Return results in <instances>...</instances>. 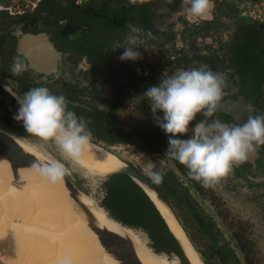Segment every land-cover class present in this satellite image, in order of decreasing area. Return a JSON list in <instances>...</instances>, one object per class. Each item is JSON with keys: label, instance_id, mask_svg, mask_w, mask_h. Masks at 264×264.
I'll use <instances>...</instances> for the list:
<instances>
[{"label": "flooded vegetation", "instance_id": "flooded-vegetation-1", "mask_svg": "<svg viewBox=\"0 0 264 264\" xmlns=\"http://www.w3.org/2000/svg\"><path fill=\"white\" fill-rule=\"evenodd\" d=\"M8 27L9 30L6 32L15 41V55L11 58V64L13 58L19 56L27 65L26 57L17 52V42L24 34L46 32L54 48L60 54L57 60V69L49 75L34 72L27 67V71L19 76L22 80L6 78L22 95L35 87H46L56 95H64L67 101V110L74 112L77 117H84L88 121L87 127L92 133L90 141L106 148L115 155L116 153L110 147L132 145L133 161L130 164L138 168L150 180L151 178L146 172L149 163L152 164V171L162 172V182L154 183L151 181L168 201L207 264H220L218 259L214 258L217 255L211 254V249L207 246L206 240H201L203 243L201 249L197 245L198 235H203L206 238L205 230L209 224L211 229L217 235H221L227 242V252H230L231 256L232 254L235 255L239 261L238 263L241 264L235 247L218 226L214 214L222 220L235 243L240 247L246 264H258L254 259L256 254L255 244L248 237L247 225L254 224L255 221L264 234V145L249 153L245 162L234 165L228 176L221 179L219 183L206 187L202 182L189 177L188 169L178 161L171 159L166 153L168 148L167 136L155 122L148 99L145 96H139L138 89L140 85L137 74L133 76V82H130L129 85L127 83L122 84V78H117L114 82L112 79L106 81V78L112 77L109 73L108 75L103 73L99 76L100 79L94 80L97 75L90 73L91 64L85 56L82 55L78 62H73V57L69 56L70 52L64 45L65 42H72L84 36L85 30L88 29L85 22H76L72 29L67 31L66 41L62 40L53 29L52 31H44L41 25L37 27L41 30L36 32L23 31L20 23L11 24ZM1 35L7 38L6 33L0 30ZM218 73H222L226 77L227 87L224 88L216 113L208 118L209 123L219 119L229 126L240 125L247 121L249 115L256 116L264 113V83L258 90L249 84L248 79L244 80L242 76L233 73L231 68L218 69ZM129 86L130 88H128ZM128 102L131 103V111L134 113V117L132 116L130 122L125 120L126 118L123 115L124 107ZM5 104L8 105L9 118H5V113L2 114V117L0 116V125L3 129L23 140L31 137L25 132L22 122L14 119L19 107L17 101L13 97L8 98L6 96ZM139 109L145 112V122H140L136 117ZM157 115L162 116V113L157 112ZM201 119L203 117L198 115L193 124ZM191 134V131H189L187 136H191ZM122 161L124 162V160ZM114 175L116 174L104 177L103 182ZM174 192H178L180 198L167 197L168 194ZM224 198L230 199L232 205L229 206V209L239 211V207L242 209V213H231L232 215L229 216L227 208L224 207ZM247 208H251L250 211L255 213L254 221L243 217ZM251 217L253 218V216ZM192 223L195 225V229L190 227ZM198 224L202 225L203 228H197L196 225ZM132 229L135 230V228ZM161 254L169 257L165 252ZM173 256L177 257L174 254L171 257Z\"/></svg>", "mask_w": 264, "mask_h": 264}, {"label": "trees", "instance_id": "trees-1", "mask_svg": "<svg viewBox=\"0 0 264 264\" xmlns=\"http://www.w3.org/2000/svg\"><path fill=\"white\" fill-rule=\"evenodd\" d=\"M239 3L240 0H213L212 19L196 24H188L185 18L178 16L182 26L179 32L174 30L173 22L161 25L159 19L169 17L186 6L183 0H171L170 3L168 0H146L144 3L135 4L129 0H38L32 9L17 14L11 15L7 10L1 9L0 30L6 33L8 39L4 35L0 36V75L12 80H22L19 76L11 75L10 71V61L15 55V41L6 31L11 24L20 23L23 31L33 32L41 30L37 29L38 25H41L44 31L53 29L66 41L67 31L72 29L76 22L83 21L88 25L84 36L72 42H65L64 45L70 52L69 56L73 57V62H78L83 55L91 64L90 73L103 66L112 76L106 78V81L112 79L114 82L115 77L122 78L124 85L133 82L132 78L137 74L140 97H144L143 93L148 87L158 84L163 78L156 75L154 67L150 66L142 45L135 50L140 53L138 59H120L125 50L124 46L131 45L127 37L133 34L137 39H142L144 44L153 46L160 55L166 51L170 52L169 56L174 55L173 60L162 62L165 65H171L173 62L176 65H186L197 58L205 68L213 72H218L221 68H231L233 73L242 76L244 80L248 79L249 84L259 90L264 83V21L243 14L245 8H239ZM225 16L233 19V30L228 38L221 42L219 48L211 50L210 44L196 47V36L205 37L224 28L222 17ZM177 34L187 44L186 49L175 46ZM200 49L204 52L200 53ZM6 96L11 98L9 93L0 87V116L5 113V118H9L8 105L5 104ZM102 185L105 194L100 202L112 216L128 227L146 232L151 241L150 246L155 252H165L169 258L174 254L181 264H188L153 202L137 183L125 173H116ZM168 196L180 198L178 192ZM196 226L203 228L200 224ZM205 233L206 244L210 247L211 254L217 255L214 258H217L220 264H239L236 256L227 252V242L211 229L210 224L206 226ZM190 239L195 245L193 239ZM195 247L197 248L196 245Z\"/></svg>", "mask_w": 264, "mask_h": 264}, {"label": "clouds", "instance_id": "clouds-1", "mask_svg": "<svg viewBox=\"0 0 264 264\" xmlns=\"http://www.w3.org/2000/svg\"><path fill=\"white\" fill-rule=\"evenodd\" d=\"M183 3L193 20L205 18L214 7L213 0H183ZM132 45L135 44L124 46L121 60L140 57ZM10 71L11 75L20 76L27 71V65L19 56L14 57ZM225 87L224 74L193 68L161 79L143 93L155 122L167 136L166 153L188 169L189 177L206 187L219 183L234 165L245 162L249 153L264 145V113L249 115L240 125L229 126L219 119L208 122L218 109ZM18 104L14 119L22 122L25 132L42 143L53 142L64 159H77L90 143L88 121L67 110L64 95H56L46 87H35L24 93ZM198 115L203 119L193 124ZM189 131L191 136H187ZM34 166L53 182L66 171L59 160L39 161ZM146 172L154 183L162 182L163 173L152 171L151 163Z\"/></svg>", "mask_w": 264, "mask_h": 264}, {"label": "bare ground", "instance_id": "bare-ground-1", "mask_svg": "<svg viewBox=\"0 0 264 264\" xmlns=\"http://www.w3.org/2000/svg\"><path fill=\"white\" fill-rule=\"evenodd\" d=\"M18 141H21L20 138ZM20 144L36 154L26 144ZM71 160L85 172L99 175L124 165L115 154L93 142L85 147L77 159ZM23 178L28 184L16 190L8 184L11 179L8 167L0 165V241L4 233L11 230V234L23 239L22 247L26 246L33 251L36 259L42 262L36 264H116L102 251L95 234L86 228L85 222L67 205L66 190L60 185L59 179L53 182L37 170L24 173ZM148 193L172 232L184 245L191 263L203 264L199 253L170 210L156 199L152 191L148 190ZM83 199L92 209L99 224L133 240L144 264H181L177 257L168 258L165 254L153 253L146 240L143 241L134 229L121 227L107 218L96 207L92 198ZM14 218H19L22 222L13 223L11 219ZM21 257L25 259L24 256Z\"/></svg>", "mask_w": 264, "mask_h": 264}, {"label": "water", "instance_id": "water-1", "mask_svg": "<svg viewBox=\"0 0 264 264\" xmlns=\"http://www.w3.org/2000/svg\"><path fill=\"white\" fill-rule=\"evenodd\" d=\"M76 25L78 26L79 24L77 23ZM17 52L26 57L27 67L34 72L49 75L51 72L57 69V60L59 59L60 54L54 48L46 32H40L37 34H24L23 36H21L17 42ZM0 87L7 93H9L10 96L17 101V103L23 97L18 89L2 75H0ZM18 138L20 137L0 127V165H2L3 167H8V170L11 172V179L9 180L8 184L16 190H20L28 184V182L23 178V174L36 170L34 166L36 162L49 161L27 150L24 146H22V144H20ZM175 170L177 171V169ZM116 173H125L143 189L149 199L153 202L169 233L175 239L188 264H192L190 259L188 258L184 245L172 232L168 223L156 206L154 200L148 193V190L152 191L155 194L156 199L161 201L170 210L176 221L183 228L174 211L170 207V204L164 198L156 185L145 174L139 171L138 168L130 163H126L125 161L124 165L117 170L107 172L105 174L94 175L108 177ZM59 180L61 182L60 185L66 190L67 205L80 220H83L85 222L86 228L95 234L102 251L108 257L112 258L116 262V264H144L137 253V249L133 240L130 237L125 236L124 234L113 231L106 226L99 224L94 213L92 212V209L84 201L83 197L92 198L95 202L96 207L101 209L105 216L110 220L116 222L121 227H128L127 225L123 224L121 221L112 216L99 200L94 199L91 195L87 194L68 174L67 170ZM60 191L62 192V190ZM213 216L220 229L224 232L225 236L232 242L233 246L235 247L237 256L241 264H246L241 249L238 244L235 243L234 239L231 236V233L228 231L222 220L216 214H214ZM11 221L13 223L22 222V220H20L19 218L11 219ZM26 226H28V224H26ZM183 230L185 231L184 228ZM10 232L11 230H8V232L4 233V236H2L0 241V264L42 263L41 261L36 259L35 255H33V251H30L26 246L22 247L24 242L21 237L15 236ZM186 235L188 236L189 241L191 242L194 249L200 255V252L193 244L189 235L187 233ZM4 237L8 238L5 240L3 239ZM147 246L152 250L153 253H157L148 244ZM2 251H4L5 253H3ZM21 256H24L25 259H23ZM200 258L202 260V263L206 264L201 255Z\"/></svg>", "mask_w": 264, "mask_h": 264}, {"label": "rangeland", "instance_id": "rangeland-1", "mask_svg": "<svg viewBox=\"0 0 264 264\" xmlns=\"http://www.w3.org/2000/svg\"><path fill=\"white\" fill-rule=\"evenodd\" d=\"M37 1L38 0H0V10L5 9L7 10L8 14H13V13L17 14V13H21L23 10L32 9L36 5ZM80 1L81 0H76V2H80ZM239 8H245L243 9L244 10L243 14H249V16H251L253 19L264 21V0H240ZM185 9L186 6H183L178 12L172 13L171 16L161 17L159 19V23L161 25H167L170 22H173L174 30L176 32H179L182 26L178 21V16L185 18L188 24L190 23L196 24L202 20L212 19L213 17L211 10V12L205 18L193 20L191 17L187 15ZM158 10L161 11L162 9H158ZM222 21L225 22L224 28L216 32H213L212 34L207 35L205 37L196 36L194 41L195 46L201 48L204 44H210L211 50H217L221 45V42L225 41L233 30L232 18L225 16L222 17ZM127 38L129 39V42H131V44H135L131 46L134 50H137V48L140 45L143 46L142 48L143 52L146 55L147 60L150 61V66L154 67L156 71V75H158L160 78L163 79L167 78L169 76L178 73L181 70L204 68V65L199 64L200 62L198 61L197 58L192 59V61L186 65L184 63L176 65V63L174 62L171 65H165L162 62H164L165 60L174 59V55L169 56L170 52L166 51L163 55H160L153 46L144 44L142 39H137V36L135 34L129 35ZM175 46L178 48L183 47L184 49H186L187 47V44L182 41V38L179 36V34L176 35ZM203 52L204 50L200 49V53ZM156 56H158V58ZM158 62H160V64H157ZM135 64L138 65L137 62H135ZM94 71H95L94 73L97 75L96 80L100 79L99 76L102 75L103 73L107 75L109 73L106 70V68L103 66L96 68ZM114 79L117 78L115 77ZM123 115L126 118L125 120H127L128 122L131 121L132 116L134 117V113L133 111H131L130 102H128L125 105L123 110ZM136 117L140 122L146 121L145 112L142 109H139L138 114H136ZM25 139L26 140L20 138L21 140L20 142L26 144L30 149H32L37 154V156L40 155L42 158L47 159L49 161L59 160L64 165V168L67 170L68 174L74 179V181L94 199L99 200L104 195L105 191H104V187L102 186L103 184L102 179L104 178L103 176L94 175L96 173H92V174L87 173L84 171V169L76 166L71 159H64L61 156L57 146L53 142L42 143L39 140V138L33 136ZM110 148L114 153H116L118 157H120L126 163H131L133 161L132 145H127V146L120 145L119 147H110ZM229 200L224 198V202H223L224 207L227 208L228 215L231 216L232 215L231 213L234 214H237L238 212L242 213V209H240L239 207H238L239 211L237 209H232V208L229 209V206L232 205ZM250 209L251 208L246 209L245 213L243 214V217L250 218L254 221L255 213H252ZM251 216H253V218ZM190 223H191V219H190ZM190 227H192V229L196 228L193 223L190 224ZM247 228H248L247 231L248 237L254 242L253 244H255L254 247L256 254L254 256V259L258 264H264V234L261 231V227L258 224H256L254 221V224L247 225ZM135 232L139 235V237L143 241L146 240L148 245L150 244L149 241L150 239L147 237L145 232H143L139 228H135ZM6 238L3 239L6 240ZM201 240H206V238L203 237V235H198L197 245L199 246L200 249L202 248V244H203Z\"/></svg>", "mask_w": 264, "mask_h": 264}]
</instances>
